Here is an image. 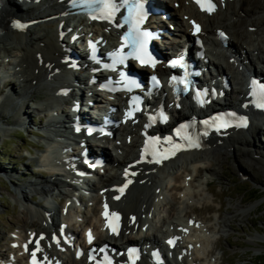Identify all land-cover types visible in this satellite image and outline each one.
<instances>
[{"label": "bare ground", "instance_id": "bare-ground-1", "mask_svg": "<svg viewBox=\"0 0 264 264\" xmlns=\"http://www.w3.org/2000/svg\"><path fill=\"white\" fill-rule=\"evenodd\" d=\"M66 1H1L0 49L3 52L2 57L9 55L3 49L7 39H11L14 43L17 42L18 45L17 48L15 47L16 52L14 55L11 48L13 58H7L6 62L3 59L0 61V68L14 62L9 69L15 71L20 87L18 91L15 88V83L11 85L9 82H5L0 88L1 93L9 86L4 99L0 100L1 106L2 102L6 101V105L1 107L4 110L3 113L0 112V128L2 130L14 125L28 124L27 117L34 109L35 111L38 110L39 114L52 110L56 112L58 117L67 119L72 111L71 107L77 104L76 100L78 99L86 100V97H92L97 100L96 102L110 104L108 96L103 95L98 85L90 82V69L85 63L80 61V68H74L73 70L72 61L68 59L69 54L66 49L73 43V40H82L83 36L91 38L100 36L106 43L113 41L116 38V23L105 24V30L103 31L99 24L89 22L86 15L79 14L78 19L74 17L72 20L66 18L68 12L66 10L67 5H65ZM261 5L260 0H232L231 2L229 0H219L218 10L211 14H205L199 12L190 0H163L161 2V6L170 12L171 21L176 24L181 35H191L193 28L189 23L190 19L202 23L203 37L209 41V45L221 51L220 57H211L210 64L219 75L226 74L228 78H237L239 70L256 73L255 67L251 66V58L249 59L252 53L264 64V48L259 45L260 42L255 43L259 41L258 35L264 31V15L262 14ZM16 17H27L28 20H32L31 24H26L22 29H17L11 24V19ZM79 24L84 26L87 30L86 33H81L83 28ZM216 29H225L230 35L227 45L222 46V49H220L221 46L217 40ZM100 32L102 34H99ZM73 34H76V36L72 37ZM253 35L257 37L253 39ZM80 45L84 46L82 42H80ZM71 48L74 49V52L78 50L75 44ZM223 51L229 52L224 55ZM226 66L229 73L225 71ZM161 70H164V68L158 66V71ZM240 75L242 76L243 73ZM215 88L218 92L223 93L224 99L226 98L224 106H235L228 97L229 93L233 92L231 87L229 90L224 89L221 81L218 80ZM236 91L235 96L240 101L247 102L246 106L241 107L242 110L237 111L239 114L249 113L251 115L248 127H225L217 132L209 133L198 148H190L179 152L174 157L162 160L160 163H155L142 152V136L143 133L150 130H161L165 134L170 129L168 124L148 126L146 125V119L138 116L136 124L131 126L119 124L111 127L122 132L123 138L117 137L114 141L115 145L112 151L114 155L116 153L118 155L112 157L110 154L111 159H106L107 164L115 165L119 169L108 168L107 170L103 169L102 165L101 173L98 172L100 175L96 174L85 184V190L88 189V192H92V199L96 200L99 207L95 224L87 220L83 213L80 216L77 210L73 209L72 204L75 201L71 199L73 193L72 183L83 184L84 181L77 179L74 175L71 176L70 172H65L70 175H65L66 181H59L60 179L54 176L44 180L31 179L29 182L26 180L23 184L18 183L22 189L39 194L44 199L48 196L53 197L54 189L59 190L61 187L62 191L58 192L65 197L64 199L70 198L71 202L56 208L48 200L45 202L39 201L33 206L23 200L29 206L27 208L33 211L34 214H32L40 222L39 225L33 221L29 222V230L23 232L22 236L21 234L15 235L16 246L14 249L18 248V250L10 255L11 260L4 261H7L8 264H28L29 256L36 248L35 241L39 240L41 251L37 253L38 259L56 260L60 261L61 264H85L83 261L86 255L85 251L80 259L75 258L74 252L78 243L87 249L88 242L85 241V236L91 233L97 246L107 242L109 252L113 256H117L123 263L125 254L123 251L122 254H118V251L122 250L126 244H132L141 247V252L139 251L141 256L137 264H151L150 258L142 251V247L146 243H156L161 244L171 254L169 260L164 261L163 264H209L207 263V257L210 256L209 253L213 250V247L210 246V230L200 225V222L195 220L189 212L187 213L190 216H186V211L176 213L174 210L169 209L170 212L163 215L164 218L160 215L159 209L162 204L167 206L170 203L169 201L173 202L174 205L179 200L184 201L182 195H175L173 200L169 201L166 198L168 191H165V189H169L172 185L170 183L178 175L179 171L177 170L182 173L179 180L175 181L177 184L171 188L188 196L190 191L184 187V183L190 181L191 183L200 184L199 180L202 175L207 176L205 173L210 174L209 176L217 175L224 159L231 150H235L236 145L247 147L249 150L245 154L257 155L258 159L253 160L254 163L264 166V162H262L264 161V157H262L264 151H255L253 146L255 137L260 135V126L264 125V108L257 107V102H250L247 95L240 89ZM235 96L233 98L237 99ZM32 97L37 100L38 106L30 107L27 104L29 100L33 99ZM116 100L117 102L121 101L120 98ZM168 103H170V100L164 103L167 109H169ZM80 105H85V103L81 102ZM174 106H176V103L170 105V107ZM27 108L30 110H27ZM66 108H69V110H65ZM188 108L192 109V107ZM234 108L237 109L238 106ZM182 110H184L183 107ZM208 110L202 106L194 108L191 114L198 115ZM5 112L11 119L9 122L4 123ZM50 122L49 120L43 123L40 128L43 129L44 126L54 128L55 125L50 124ZM50 136H52V132H47L43 138L50 141ZM88 149L89 155L95 154V152H101L100 155H106L107 153L105 149L99 150L94 147ZM240 153L242 154V152ZM79 159L81 160V157ZM36 166L50 171L55 169L54 167L44 168L42 164ZM133 173L135 174L133 175ZM17 175L16 177L6 178L15 183L14 179L22 180ZM197 178L199 180H195ZM128 181H131V183H128ZM126 183H128V187L121 195L117 189ZM208 184L205 180L206 187ZM22 189H17V191L23 194L25 191ZM117 195H120V199H113ZM77 198L81 200L79 195L75 197L76 201ZM103 203L108 205L110 213L115 212L119 216V227L115 233L109 234V231L102 227L100 212ZM187 203L191 202L187 201ZM159 204L161 205L159 206ZM240 212L243 214L244 209ZM231 219L232 217L225 218L226 223L230 222ZM72 222L73 226L81 227L82 236L79 237L78 231L73 230V227H71ZM221 225L226 227L224 224ZM41 236L43 239H40ZM169 236H175L177 239L172 250H169L164 243ZM74 237L79 238L80 241L72 243L71 239ZM160 238L163 241H160ZM112 243L117 244V247L113 246ZM79 244L78 247L81 246ZM25 245H27V250L23 251ZM58 247L64 248V250L61 251ZM3 257L4 259L7 258L0 253V259ZM208 262H211V260H208Z\"/></svg>", "mask_w": 264, "mask_h": 264}, {"label": "rangeland", "instance_id": "rangeland-1", "mask_svg": "<svg viewBox=\"0 0 264 264\" xmlns=\"http://www.w3.org/2000/svg\"><path fill=\"white\" fill-rule=\"evenodd\" d=\"M260 3L262 4L261 9H263L262 14L264 15V0H260ZM256 37L255 35L252 36L253 39ZM258 37L259 41L257 40L258 42L255 43L260 42L259 45L264 48V31ZM71 44V47H74V44L80 45L77 40H74ZM17 45V42L14 43L11 39H7L3 49L9 55L2 57L3 52L0 49V61L2 59L5 61L7 58H13ZM11 48L13 49V55H11ZM253 54L249 57V59L251 58V66L255 67L257 74L264 75V72L260 70V68L264 69V64ZM225 71L229 73L227 66L225 67ZM240 71L242 70L238 71L237 78H229L231 88L233 89V92H230L228 96L229 100L232 101L231 103L235 100L233 97L236 95V90L241 88ZM8 88L9 86L0 93V98L4 97ZM15 88L18 91L20 89L18 85H15ZM30 97L28 98L30 99ZM32 98L27 104L30 107L38 106L37 100L34 97ZM5 105L6 101L2 102V106L4 107ZM2 106L0 104V112L4 111L1 108ZM27 110L30 109L27 108ZM65 110H68V108ZM4 115V123L9 122L11 118L7 116V112ZM44 119L42 114H39L38 110L35 111L34 109L27 117L28 124L14 125L13 127L5 128V130L0 128V245L2 244L0 246V253L7 257L0 259V264H8L7 261L11 260L10 255L18 250V248L14 249L16 245L14 240L15 235L21 234L22 236L23 232L29 230V222L31 221L39 225L40 220L34 217L33 211L27 208L28 205L25 202L33 206L39 201L45 202L48 200L54 207L59 208L60 200L65 198L60 193L54 191L53 197L48 196L44 199L39 194L31 193V191L20 187V184H23L26 180L29 182L31 179L44 180L54 177L50 172L36 167L35 161H31V157H38L40 155V151L36 145L43 140L34 133L36 132L35 130L41 129L40 127L43 126ZM259 130L260 135L255 137L253 145L255 151L258 152L259 150L264 151V125L260 126ZM247 150L249 149L245 146L236 145L235 150H231L224 159L217 175L209 176L210 174L205 173L207 176H203V174L200 180L198 178L195 179L199 180L202 184L191 183L190 181L184 183V187L190 191L188 192V196L171 188L177 184L175 181L179 180V176L182 173H180V170H177L179 171L178 177L173 178V183H170L172 185L169 189H165V191H168L166 198L169 201L173 200L175 195H182L184 203L179 200L175 205L171 201H169L170 203L167 206L159 204V206L161 205L160 209L158 208L160 215L163 216L169 213V209L174 210L176 213L186 211V216H190L189 213H191L192 217L200 222V225L210 230L211 233H208L211 234L210 246L213 247V250L211 251L212 253H209L210 256L208 255L210 258L207 257V263L209 264H264V166L254 163L253 160L258 159V156L255 154H245ZM116 155L118 154L116 153ZM16 175L22 178V180L14 179L15 183H13L6 178L16 177ZM65 177L59 175L57 178L66 180ZM205 180L209 183L207 187L205 186ZM28 185L30 186V184ZM17 189H22L25 192L20 194ZM89 195L91 196L90 193ZM81 200L83 201V205L79 207L84 208L83 215L91 223L95 224V218L99 211L96 200L92 199V196L88 197L87 195L81 196ZM66 201L68 200L64 199V203H67ZM187 201L191 203L186 204ZM242 209H244L245 214L240 212ZM217 210L219 211L218 213ZM78 215L81 216L82 213ZM163 217L165 218V216ZM228 217H232V219L226 223L225 218ZM220 220L223 222L221 223ZM221 224H224L226 227ZM73 225L72 222L71 227H73V230L78 231L79 237L82 236L81 227ZM71 241L72 243L78 242L80 239L74 237ZM58 249L62 250L64 248L58 247ZM208 260H211V262H208Z\"/></svg>", "mask_w": 264, "mask_h": 264}, {"label": "snow or ice", "instance_id": "snow-or-ice-1", "mask_svg": "<svg viewBox=\"0 0 264 264\" xmlns=\"http://www.w3.org/2000/svg\"><path fill=\"white\" fill-rule=\"evenodd\" d=\"M95 2L99 3L101 0H95ZM103 2V8L100 12L99 17L97 15H93L92 19H103V20H108L111 21L112 17L115 13V11L118 9V5L113 2V0H102ZM122 4L127 6L129 8V20L127 22L131 23V30L129 31L128 35L124 37L125 44L130 46L132 48V52L129 53V55L134 56L136 59H138L142 64L144 63H151L153 66L155 65V61L152 60L150 54L147 52V40L149 38V33L143 32L140 29V25L143 23L145 14H144V5L141 2V0H121ZM196 2L199 4L201 9L203 11L211 12L215 10V4L212 3V0H196ZM194 27L196 31H199V25H196L195 22H193ZM25 25L21 23H15L13 27L17 29H22ZM118 27L121 25H117ZM221 36L224 34L221 33ZM119 59L117 62L122 63L123 62V57L120 56V53L117 52L115 54ZM180 61H174L173 62V67H175L177 64H180ZM153 81H156V78H152ZM174 81L176 80L175 77L172 78ZM158 83V81H156ZM130 85H135L136 87H139L138 84H135V81H128ZM179 83H185L184 81H179ZM254 85H257L255 95L257 96V107L264 108V83L257 84L256 81H253ZM185 87H187V84H185ZM131 88H129V91ZM138 110V109H137ZM129 117L131 116V113L127 114ZM227 116L229 117V120H225L223 116H216L212 120V125H219L216 130L219 131L220 127H227L230 126V121L235 120L236 127H247V119L244 116H239L235 112L228 113ZM164 119H167V117H164ZM205 124L208 125L209 122L205 121ZM204 135H207V132L204 133ZM187 143V146L189 148H198L200 145L193 141L191 138L185 136L182 137ZM159 143V138L155 139H150L145 146V153L148 155H151L154 158L155 163H160L163 159H168L170 158V155L174 156L176 152L182 150V147L180 144H174L171 137L167 138L165 143L168 145L167 148L164 149L163 152H160L157 148L156 145ZM135 173H133L134 175ZM128 183H131V181H128ZM128 183L124 184L122 187L118 188L117 191L122 195L124 193V190L128 187ZM113 199L119 200L120 195L114 196ZM105 212L104 216L105 219L107 220L109 218V213H108V206L107 204L104 205ZM111 217L115 220H119V216L117 213L112 212ZM117 226L115 224H110V227L112 231L115 233L117 231ZM40 239H43L41 236ZM92 242V236L91 233H89V243ZM36 243V248L31 252L32 256V264H40V262L37 260V253L41 251L40 245H39V240L35 241ZM169 244H174L175 241L169 240ZM25 249L27 250V245H25ZM100 251H103V249H100ZM94 259V257H92ZM98 264H111V261L107 258L104 257V260L102 262H98Z\"/></svg>", "mask_w": 264, "mask_h": 264}]
</instances>
